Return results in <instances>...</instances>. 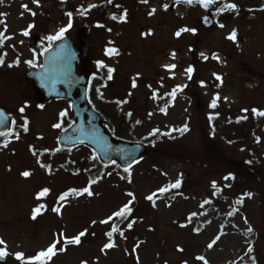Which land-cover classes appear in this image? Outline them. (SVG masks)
<instances>
[{"label":"rangeland","instance_id":"374dc122","mask_svg":"<svg viewBox=\"0 0 264 264\" xmlns=\"http://www.w3.org/2000/svg\"><path fill=\"white\" fill-rule=\"evenodd\" d=\"M58 1L38 0L37 5L26 0H0V13L4 14L0 20L7 26L6 39L0 47V56L6 53L4 65L0 67V106L14 120H20L16 134L19 138L11 137L5 143L7 147L0 145V240L4 241L0 249L6 247L8 264L20 262L15 259L16 253L31 259L54 240L70 239L85 230L87 235L81 238L80 245L65 244V250L60 251L58 244L49 264H137V257L139 264H203L197 256H204L208 264H253V258L255 264H264V200L262 205L260 197L249 198L243 194L240 181L224 180L225 165L215 169L212 164L199 161L205 148L204 138H209L214 152L233 162L251 161L253 171H264V122L260 125L254 121L253 130L258 126L257 132L248 136L242 146L227 143L222 127L208 128V116L215 117L217 112L223 117L233 110L234 115L254 105L264 110V12H255L250 18L244 12L221 13L219 9L225 0H218L208 9L177 3V0H148L128 4L131 9L126 19L129 21L111 19L109 10L104 11L102 6L89 11L87 22L79 10L87 9L91 3L99 6V0H62L68 5L66 16L55 9ZM119 1L125 5L123 0ZM23 5L30 11H25ZM153 8L155 14L150 15ZM210 10L216 11L217 17L212 31L207 32L201 23ZM31 12L36 15L32 16ZM68 13H72L73 27L66 33L73 40L77 29L88 30L90 59L97 61L105 56L110 62L105 54L108 48H116L121 53L110 62L117 71L115 87L125 88L124 96L130 98L135 114V139L146 141L152 149L130 168L131 183L128 173L125 176L114 167L90 178L88 172L95 167L87 150L69 153L73 157L70 176L60 168L66 160L62 159L63 154H51L52 157L44 152L56 149L58 133L53 125L58 123L60 112L67 106L48 103L43 109L36 107L24 76L33 53L41 46H49L47 38L67 26ZM219 23L225 27L221 29ZM29 25L35 27L28 36L22 35ZM4 27L0 23V31ZM184 27L196 29V34L183 33L177 38L175 33ZM233 30L237 32L235 43L226 39ZM34 38L38 39L37 46L33 44ZM172 53L176 54L175 59ZM201 53L208 57L206 61ZM216 54L219 60L212 58ZM17 60L19 66L9 67ZM189 63L195 68L191 81L184 71ZM244 63L255 71L257 78L244 74L241 68ZM172 64L176 68L167 74L165 66ZM217 75L222 83L216 80ZM134 78L138 85L135 89L131 87ZM173 81L187 85L174 99L169 95ZM200 81L209 83L200 87ZM216 95L221 98L218 110L210 108ZM197 98L201 101L200 107L196 105ZM25 104L28 107L21 115L18 109ZM24 118L29 121L27 132L22 126ZM214 121L218 124L220 119ZM185 124L190 130L183 135L172 131ZM157 129L159 132L152 135ZM169 132L171 138L164 135ZM210 133L212 139L208 137ZM33 151L37 154L33 155ZM81 161L86 162L80 164ZM41 164L50 167L44 171L39 168ZM25 171L31 172V176L23 177ZM181 174V187L154 197L155 207L145 199L159 188L176 182ZM92 179L98 181L91 185L93 196L75 195L70 191L82 190ZM213 182L216 188L212 187ZM44 188L50 189V194L37 200V194ZM65 192L69 195L59 200ZM128 192H133L135 197L129 220L136 223L129 230L128 221L119 220L116 226L124 236L114 233L116 247L102 252L108 242L105 234L115 220L109 224L100 221L132 199L127 196ZM237 200L243 203L238 204ZM39 204L45 208L32 220L33 209ZM57 207L60 213L53 211ZM193 213L196 215L191 221L194 218L195 221L190 222L188 217ZM197 223L200 229L194 235L192 229ZM248 228L253 231L249 233ZM134 237L138 238L137 242H133ZM210 243L212 248L208 247ZM249 247L253 249L251 253L247 251Z\"/></svg>","mask_w":264,"mask_h":264},{"label":"snow or ice","instance_id":"6c2138e0","mask_svg":"<svg viewBox=\"0 0 264 264\" xmlns=\"http://www.w3.org/2000/svg\"><path fill=\"white\" fill-rule=\"evenodd\" d=\"M34 3H37L38 5V0H33ZM141 3H147L148 0H140ZM218 0H177V3H184L186 5H189V6H193V5H199L201 7H203L204 9H208L211 5L217 3ZM107 3L108 4H111L112 3V0H107ZM98 5L96 4H92L89 6V8L85 9V8H81L79 10V14L81 16H85L86 13H88L89 11H91V9H94V8H97ZM117 7H119V5H117ZM23 8L25 11H30L28 6L27 5H23ZM165 8V11H167V5L164 6ZM155 11L156 9H152L151 12H150V15L152 14H155ZM219 11L222 13V12H225V11H233V12H236L238 11V6L235 4V3H224L223 6L219 9ZM4 14L0 13V16H3ZM31 15L32 16H35L36 13L35 12H31ZM68 16H69V22L67 24L66 27L64 28H61L59 33L55 36H49L47 39L48 41L51 43L52 41H55V40H61L64 38V35L67 31H69L72 27H73V24H72V20H71V17H72V13H68ZM126 17H127V12L125 11L123 13V16H122V19L124 22H126ZM111 19L113 20H116L117 17L115 15H113L111 17ZM205 22H207V17H205ZM0 23H4L5 24V27H4V30L3 31H0V47L3 46V42L4 40L6 39L5 35H4V32H6L7 30V26H6V22L0 20ZM97 27H104V25L102 24H97L96 25ZM221 29H223L225 27V25L223 23H219L218 25ZM35 25H29V28L28 30H25L22 35L24 36H28L29 35V32L31 30V28H34ZM188 32H191L193 35L196 34V29H191V28H188V27H184V28H181L179 31H177L175 33L176 37L179 38L183 33H188ZM8 39H11V37H7ZM226 39L232 41L233 43L236 42L237 40V32L236 30H233L227 37ZM191 51V49H190ZM106 55H119V51L118 49L116 48H108L106 53ZM204 60L206 61L208 59L207 56L204 55V53H201L200 54ZM3 56H6V53H4L2 56H0V67H2L4 65V58ZM175 56L176 54L175 53H172V58L175 59ZM213 59H216V60H219V57L218 55H213L212 57ZM28 65L30 67H35L36 64L34 63L33 60H29L27 61ZM13 66H19V60H17L15 62L14 65H9V67H13ZM97 67L98 68H105L107 67L103 62H98L97 64ZM166 70L169 71V72H173L176 68V65L175 64H172V65H166L165 66ZM114 69L113 68H110V67H107V80L111 81L113 79V73H114ZM185 73L187 74V78L188 80H192L193 78V75L195 73V68L193 66H189L187 67L186 69H184ZM174 78V77H173ZM216 80L218 81H221L222 83V78L220 76H216L215 77ZM200 87H206L207 85L203 82V81H200ZM131 87L133 89H135L136 87H138L137 85V82H136V78L133 79L132 83H131ZM187 85H182V86H177L175 89L172 90L171 93H169V95L172 97V98H175L176 95H177V92L178 91H183L184 88H186ZM98 91V90H97ZM129 95H131V93H129ZM156 96L154 95L153 96V99H155ZM220 96L219 95H216L215 97L212 98L211 100V103H210V108L212 109H216L219 107V101H220ZM225 102L227 101V98L225 97ZM119 103V101L117 102ZM28 107L27 104H25L23 107H20L18 109V111L21 113V115H23L25 113V109ZM38 107H40L41 109H43V105H39ZM245 115L241 116L239 120H237V123H239L241 120H247L248 119V116H247V112L249 111L248 109H244L243 110ZM251 112L253 113L254 116L256 117H260V118H264V110H258V109H251ZM127 115L129 117H131L132 113L129 112L127 113ZM68 116V111L67 110H64L62 112H60L59 114V117H60V120L61 122H58L56 124L53 125V128H56V129H62L63 128V123L62 121L64 120V118H66ZM218 118V114L217 116H212V115H209L208 116V119L209 121H212L214 119ZM6 123V120L4 119V114L2 112H0V125ZM137 123H140V121H137ZM13 124H15V121H13ZM28 124H29V121L27 119H24L23 120V129L25 132H27L29 129H28ZM66 131V129H64ZM190 129L188 128V125L185 124L183 127L179 128V129H173L172 131L175 132V131H178L181 135H183L184 133L188 132ZM159 132V130H155L152 135H156L157 133ZM13 135V133L11 132H0V136L2 137H8V136H11ZM164 135H168L170 138H171V133H164ZM18 135H17V139H18ZM40 139H43V137H40ZM96 143L98 144H101L102 146V150L105 152V154H109L111 153L113 150V147L111 144H108L106 141H103V138H97L95 140ZM259 142V140L257 141ZM4 147H7V144L4 145ZM61 149L57 148L56 151L59 152ZM116 151H119V152H123L124 150L123 149H119V150H116ZM37 153L35 151H33V155H36ZM92 159L93 160H98L99 157L97 156H92ZM135 162H139V161H135ZM113 164H115V161L113 160L112 161ZM246 163H251V161H246ZM117 167H119V165H116ZM131 163L129 164L128 167H125L123 169V171L125 173H128V182L131 183V173H130V168H131ZM41 167H50V166H46V165H43L41 164ZM110 175V173H109ZM22 176L25 177V178H28L31 176V172L29 171H25L22 173ZM123 178V177H122ZM235 180V176L233 174H229L227 176L224 177V180ZM98 181L96 179H92L90 181V184L83 188L82 190L80 191H77L76 189H72L70 190L72 193H74L75 195H84V194H87L88 196H93L94 193L92 192L91 190V185L92 184H95L97 183ZM182 185V174H181V178L177 179L176 182L174 183H170L164 187H161L158 189L157 192H154L152 193L151 195H148L145 197L146 200L148 201H151L152 202V206L155 207V204H156V201L154 199V197H156L157 195L159 196H163L165 194H167L168 192H171L172 190H175V189H179ZM228 187H230V185H227ZM212 187L213 188H216L217 185L215 182L212 183ZM50 194V189L48 188H44L43 190H41L37 196H36V199L37 200H40L41 198L43 197H46L47 195ZM69 195V192H65L63 193L62 195H60L59 197V200L63 201L65 200V198ZM247 197H251V193H248V194H245ZM127 196L132 198L130 199L127 203H125L122 207L119 208V210L115 211L114 213H112L111 216H109L107 219H104V220H101L100 223L101 224H109L111 221L115 220V219H119L121 222H124V221H128L127 223V228L130 230L133 225L136 223L135 220H129V218L132 216L133 214V202L135 200V197H134V193L133 192H128L127 193ZM210 201H205L204 203H209ZM237 203L238 204H242L243 201L242 200H237ZM201 207H203V205H201ZM45 208V205L44 204H39L36 208L33 209V213H32V216H31V219L32 220H36L38 215L41 214V210ZM53 211L56 212V213H60V208H53ZM196 213H193L192 216L188 217L189 221H191L192 217L195 216ZM95 221H93V225H95ZM182 227L183 226H186V225H181ZM253 230L251 228H248V232L251 233ZM119 232V235L121 237L124 236V233L123 231H120L118 229V227L113 224L112 227H111V230L106 232V236L108 238V242H106L103 246V248L101 249V251H105L106 249H112L114 247H116L115 243L113 242V234L114 233H117ZM85 235H87V231H82L80 232L78 235H76L75 237H72V238H63V239H56L53 241V243L44 251H41L39 252L35 257L31 258V259H25L24 257V254L23 253H16L15 254V259L17 261H20L21 264H49V261L51 260V258L53 256L56 255L57 253V245L60 244L61 245V248L59 249L60 251H64V247L63 245L65 244H73V245H80L81 243V238L84 237ZM93 235H95V233H93ZM218 239V237H217ZM0 244H4V241L3 240H0ZM209 248H212L213 247V244H209L208 245ZM179 251H183V249H178ZM247 251L249 253H251L253 251V249L251 247H249L247 249ZM9 255V253L7 252L6 250V247L3 248V249H0V260L6 258L7 256ZM197 260H200V261H203V264H208V261L206 260V258L204 256H197L196 257ZM84 264H87V262H84ZM137 264H139V258L137 257ZM185 264H187V262H185ZM253 264H255V259L253 258Z\"/></svg>","mask_w":264,"mask_h":264},{"label":"water","instance_id":"95a60500","mask_svg":"<svg viewBox=\"0 0 264 264\" xmlns=\"http://www.w3.org/2000/svg\"><path fill=\"white\" fill-rule=\"evenodd\" d=\"M204 23L206 26L210 25L205 21ZM82 35L83 33L79 37ZM88 48L87 43H80L76 49L74 43L68 39L56 42L45 53L43 68L39 71L30 70L26 79L32 84L38 103L53 98L72 102L76 124L59 136L58 142L61 146L86 145L95 151L102 163L110 164L114 160L125 168L142 158L148 150L141 144L120 143L111 139L101 126L102 118L87 107L85 61ZM0 112L6 120V123L0 125V132H11L13 124L9 115L2 108ZM97 138H103V141L111 144L114 151L106 155L101 144L95 142ZM119 149L124 151H116ZM136 240L135 238L134 241ZM0 264H6L5 259L0 260Z\"/></svg>","mask_w":264,"mask_h":264},{"label":"trees","instance_id":"16d2710c","mask_svg":"<svg viewBox=\"0 0 264 264\" xmlns=\"http://www.w3.org/2000/svg\"><path fill=\"white\" fill-rule=\"evenodd\" d=\"M238 119L234 120L233 125H231L230 130L223 129L222 136L230 143H238L240 145V141L246 142L247 136L244 133L248 134V129L246 124H243L242 121L237 123ZM115 126L117 122L114 123ZM112 133L119 139L122 140H131L130 137L127 135V130L124 127L120 129H112ZM205 143V151H206V159L213 162L214 164L222 163L224 161V157L219 155L220 153H216L212 150V142L208 141L204 138ZM231 171L233 175L240 181L243 185L245 191L251 193L252 196L259 195L262 200H264V173L255 174L251 172L249 166L245 165L244 163H231ZM259 176H255V175ZM264 223V208H263V222Z\"/></svg>","mask_w":264,"mask_h":264}]
</instances>
